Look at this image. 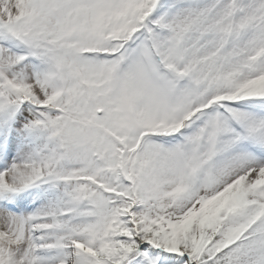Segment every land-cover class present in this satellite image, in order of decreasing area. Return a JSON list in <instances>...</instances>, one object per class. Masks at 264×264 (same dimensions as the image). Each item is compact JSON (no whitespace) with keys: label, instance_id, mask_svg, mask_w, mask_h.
I'll return each instance as SVG.
<instances>
[{"label":"snow or ice","instance_id":"obj_1","mask_svg":"<svg viewBox=\"0 0 264 264\" xmlns=\"http://www.w3.org/2000/svg\"><path fill=\"white\" fill-rule=\"evenodd\" d=\"M0 264H264V0H0Z\"/></svg>","mask_w":264,"mask_h":264}]
</instances>
